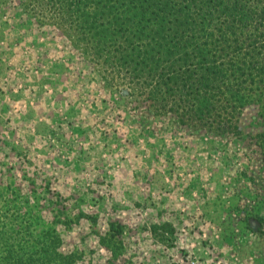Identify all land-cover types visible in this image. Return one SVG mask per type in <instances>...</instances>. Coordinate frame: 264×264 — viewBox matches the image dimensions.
I'll list each match as a JSON object with an SVG mask.
<instances>
[{"label":"rangeland","instance_id":"obj_1","mask_svg":"<svg viewBox=\"0 0 264 264\" xmlns=\"http://www.w3.org/2000/svg\"><path fill=\"white\" fill-rule=\"evenodd\" d=\"M38 7L0 0L8 232L54 230L74 264H264V100L237 133L153 114Z\"/></svg>","mask_w":264,"mask_h":264},{"label":"trees","instance_id":"obj_2","mask_svg":"<svg viewBox=\"0 0 264 264\" xmlns=\"http://www.w3.org/2000/svg\"><path fill=\"white\" fill-rule=\"evenodd\" d=\"M32 1L153 114L237 133L242 112L264 100V0ZM5 211L0 264H74L54 230H42L36 246L29 227L8 232Z\"/></svg>","mask_w":264,"mask_h":264}]
</instances>
